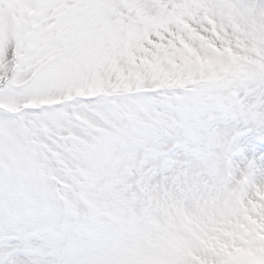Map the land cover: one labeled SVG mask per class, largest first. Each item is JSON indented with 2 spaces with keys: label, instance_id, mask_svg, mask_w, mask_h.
I'll list each match as a JSON object with an SVG mask.
<instances>
[{
  "label": "clouds",
  "instance_id": "clouds-1",
  "mask_svg": "<svg viewBox=\"0 0 264 264\" xmlns=\"http://www.w3.org/2000/svg\"><path fill=\"white\" fill-rule=\"evenodd\" d=\"M3 7L0 264H161L264 139V0Z\"/></svg>",
  "mask_w": 264,
  "mask_h": 264
},
{
  "label": "snow or ice",
  "instance_id": "snow-or-ice-1",
  "mask_svg": "<svg viewBox=\"0 0 264 264\" xmlns=\"http://www.w3.org/2000/svg\"><path fill=\"white\" fill-rule=\"evenodd\" d=\"M28 3L22 0L18 7ZM260 145L264 139L241 134L227 168L214 172L211 183L198 189L203 222L161 264H264V156L256 154Z\"/></svg>",
  "mask_w": 264,
  "mask_h": 264
},
{
  "label": "rangeland",
  "instance_id": "rangeland-1",
  "mask_svg": "<svg viewBox=\"0 0 264 264\" xmlns=\"http://www.w3.org/2000/svg\"><path fill=\"white\" fill-rule=\"evenodd\" d=\"M22 3V0H0V28H2L5 24V9L4 5H8L7 15L11 17V19L15 20L19 13L22 11L19 4ZM257 158L259 156H264V145H260L256 149Z\"/></svg>",
  "mask_w": 264,
  "mask_h": 264
}]
</instances>
